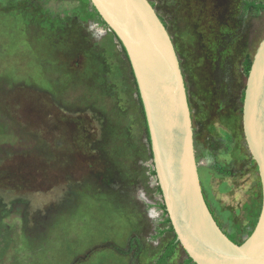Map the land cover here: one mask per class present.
Masks as SVG:
<instances>
[{"label": "rangeland", "instance_id": "1", "mask_svg": "<svg viewBox=\"0 0 264 264\" xmlns=\"http://www.w3.org/2000/svg\"><path fill=\"white\" fill-rule=\"evenodd\" d=\"M185 77L201 185L235 242L262 209L244 128L246 1L150 0ZM91 0H0V264H157L174 238L134 73ZM179 244L166 264H186Z\"/></svg>", "mask_w": 264, "mask_h": 264}, {"label": "water", "instance_id": "2", "mask_svg": "<svg viewBox=\"0 0 264 264\" xmlns=\"http://www.w3.org/2000/svg\"><path fill=\"white\" fill-rule=\"evenodd\" d=\"M126 50L142 100L167 216L197 264H264V39L247 75L244 128L263 184L258 222L241 243L222 229L205 197L189 96L173 39L150 0H91Z\"/></svg>", "mask_w": 264, "mask_h": 264}, {"label": "trees", "instance_id": "3", "mask_svg": "<svg viewBox=\"0 0 264 264\" xmlns=\"http://www.w3.org/2000/svg\"><path fill=\"white\" fill-rule=\"evenodd\" d=\"M245 8L246 9L254 8V9L259 10V11L260 10H264V3L263 2H256V1H246L245 2ZM94 9H95V7H94ZM95 11L97 12L96 9H95ZM97 14L101 18V16L99 15L98 12H97ZM101 21H102L103 24L107 25V23L103 19ZM164 24L167 27V24L165 22H164ZM119 42L122 45L121 41H119ZM122 47H123V45H122ZM123 49H124V51L126 53V50H125L124 47H123ZM126 56H127V53H126ZM127 58H128V56H127ZM251 65H252V62L250 63L248 60L245 61L244 71H245L246 75H248V73H249V71L251 69ZM134 79H135V77H134ZM135 83H136V86H137L136 79H135ZM137 92L139 94L138 87H137ZM139 99H140V102H141V105H142V108H143V104H142V100H141L140 94H139ZM143 111H144V109H143ZM144 115H145V113H144ZM145 123H146V127H147V139L149 141V144L151 145V139H150V134H149V130H148L147 122H146V117H145ZM152 157H153V155H152ZM154 174L156 175V171L155 170H154ZM159 190L162 192L160 186H159ZM161 206H162V208L164 209V211H165V213L167 215L168 212L166 210V205L163 203ZM166 222L169 224V227H168L167 230H173L174 231V227L172 226L171 219L168 216L166 218ZM236 243H238V242H236ZM179 244H180V242L177 239V235L175 233L174 238L169 242V244L167 245L166 249L164 250L162 255L159 257V259L157 261V264H166L170 260V258L174 255L175 250H176V248L178 247ZM186 264H197V263L194 262V260L190 256H188V258L186 259Z\"/></svg>", "mask_w": 264, "mask_h": 264}, {"label": "flooded vegetation", "instance_id": "4", "mask_svg": "<svg viewBox=\"0 0 264 264\" xmlns=\"http://www.w3.org/2000/svg\"><path fill=\"white\" fill-rule=\"evenodd\" d=\"M152 3V2H151ZM152 4H154V3H152ZM154 6V5H153ZM161 17V16H160ZM162 18V17H161ZM162 20H163V22H165L164 21V19L162 18ZM166 23V22H165ZM176 48V47H175ZM177 50V49H176ZM244 96H245V91H244ZM208 202V201H207ZM209 204V203H208ZM210 206V205H209ZM211 208V207H210Z\"/></svg>", "mask_w": 264, "mask_h": 264}, {"label": "crops", "instance_id": "5", "mask_svg": "<svg viewBox=\"0 0 264 264\" xmlns=\"http://www.w3.org/2000/svg\"><path fill=\"white\" fill-rule=\"evenodd\" d=\"M168 28V27H167ZM168 31H169V33H170V30H169V28H168ZM170 35H171V33H170ZM171 37H172V39H173V42H174V38H173V36L171 35ZM175 45V44H174Z\"/></svg>", "mask_w": 264, "mask_h": 264}]
</instances>
